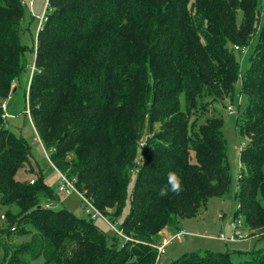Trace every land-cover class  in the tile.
Instances as JSON below:
<instances>
[{
	"label": "trees",
	"instance_id": "trees-1",
	"mask_svg": "<svg viewBox=\"0 0 264 264\" xmlns=\"http://www.w3.org/2000/svg\"><path fill=\"white\" fill-rule=\"evenodd\" d=\"M22 1L0 0V102L33 67L24 95L47 160L75 180L123 237L100 219L63 207L30 160L37 143L10 131L0 106V205L7 224L0 264H155L152 246L161 231L182 230L211 199L230 196L223 120L211 107L227 99L234 105L237 84L244 101L237 134L246 143L233 195L234 218L242 223L236 234L245 228L247 238L264 236L261 0H48L39 31ZM27 31L31 46L21 41ZM250 45L241 71L235 54ZM19 170L33 177L17 179ZM170 171L183 191L161 198ZM12 234L29 239L7 248L4 238ZM232 253L246 259L233 262ZM170 264H264V249L197 250Z\"/></svg>",
	"mask_w": 264,
	"mask_h": 264
},
{
	"label": "rangeland",
	"instance_id": "rangeland-1",
	"mask_svg": "<svg viewBox=\"0 0 264 264\" xmlns=\"http://www.w3.org/2000/svg\"><path fill=\"white\" fill-rule=\"evenodd\" d=\"M261 2L263 3V0H261ZM43 4H44V0L33 1L31 11L33 12L34 15L37 16L40 15ZM29 12L30 10L28 8L24 9V18L26 20H28L29 18L28 17L30 14ZM36 24H37L36 20H33L29 24L30 32L33 34H34V29L36 28ZM21 41L24 44L31 46L32 40L29 36L28 31L26 33H23V35L21 36ZM251 46L252 45L245 48L244 51H240L239 53L236 52L235 54L241 71L245 70L246 66L248 65L247 60L250 54ZM30 59L31 56L29 55V64L30 62L32 63L31 61L32 59L31 60ZM31 69L32 67L31 66L29 67L28 65L26 73L19 78L21 86L16 90L11 91L7 99H5L6 107H7L6 114H8L9 116L8 127L10 131L27 141H31L34 138H36L32 123L29 119V114L26 112V110L29 108H28L27 96L24 95V86L27 80L29 82ZM15 83L14 86L16 85ZM239 96H240V87L239 84H237L235 85V91L233 97V103L236 109L234 107V111L232 114H229L227 111H225L227 105L230 104V100L228 99L220 104L213 103V106L211 107V108H215V110H217L218 112L220 111V115L223 120L222 133H223V138L226 141V146H227L226 155L229 162L231 179H232L230 196L222 200L211 199L207 203L206 208L203 211H201L196 218L188 221L191 222L193 225L192 226L186 225L183 227L182 230L186 231L189 234L183 237L181 241L182 243H177L174 241L169 245H167L165 248V253L163 255V258L161 259L159 264H170L172 260L181 256L182 254L191 253L197 250L208 249L215 252H225V250L227 249L232 252L239 249L238 247H246L244 249H247V251H251L253 249L254 250L264 249V236L260 238L249 237L246 239H237L235 241H226V242L218 239L220 234H222V236H224L226 239H228V237L231 236L229 223L235 219L234 218L235 202L233 200V195L236 192L237 176L239 173V165H240L239 162L240 151L244 148L246 143L245 139L237 134V116H238L237 107L239 105V102L240 104L244 102L243 97H240L239 99ZM239 111H241V109ZM147 134L150 135L151 133L147 132ZM30 150H31V156H30L31 162H35L34 164L35 167H38L42 170V174L45 182L51 187V189H53L55 193L61 196L63 200L62 201L63 207H65L67 210L74 213V215L78 217L86 218L84 212L79 207L80 202L77 196L73 194L64 196L65 194L62 195L59 193L58 182L60 181V179H58L57 172L55 171V169L51 167L49 161L45 156V154L48 156V152L43 150L39 143L34 144ZM16 177L17 179H24V178L31 179L33 176L28 173L24 174L22 170H19ZM5 211H6L5 208H3L0 205V234L1 231L4 228H6L7 225L5 219L2 217V212ZM219 214L223 217L219 218L218 217ZM239 220L241 221V218H239ZM103 228L106 229L104 225ZM164 231L167 230L161 231L160 235ZM28 239L29 236L27 235L18 236L12 234L4 238L5 240L4 246H6L7 248L19 246L27 242ZM247 247H250V249ZM241 250L243 249H240V251ZM6 252L7 251H5L4 249L0 250V259L3 255L6 254ZM9 254H11V251H9ZM245 259H246L245 257H240L236 253L231 254V260L233 262H238ZM28 263L42 264V260L29 261Z\"/></svg>",
	"mask_w": 264,
	"mask_h": 264
},
{
	"label": "built area",
	"instance_id": "built-area-1",
	"mask_svg": "<svg viewBox=\"0 0 264 264\" xmlns=\"http://www.w3.org/2000/svg\"><path fill=\"white\" fill-rule=\"evenodd\" d=\"M34 0H24L22 1L23 5H28V7L31 9L32 4H33ZM264 4V0L263 3ZM47 5H48V0H44V4L42 6V11L40 13L39 16L34 15L33 12H31L32 15H34L37 20H38V25H37V31L41 30L43 27V23L46 20V14H47ZM235 50H239L238 47H234ZM245 49H240V51H244ZM33 70V67L31 69V72ZM1 109L3 110L4 114L3 117L4 118H8V114H6V102L3 101L1 103ZM226 111L229 114H232L234 111V105L233 104H228ZM26 112L29 114V109L26 110ZM30 119V117H29ZM31 121V119H30ZM35 136L36 138L33 139V144L34 143H39L42 146V143L36 133V131L34 130ZM144 141V140H143ZM143 141H141L139 143V146L142 147L144 145ZM43 147V146H42ZM44 150V148H43ZM46 158L48 159V156L45 154ZM49 160V159H48ZM58 174V177L60 179V181L58 182V191L60 194H65L64 196H68V195H75L77 196L79 202H80V208L81 210L84 212V214L90 219V220H97L100 219L104 224H106L108 226V228L117 233L119 236L123 237L121 234V231L118 230L116 228V225L114 223H111L108 218H106L105 216H103L96 208L95 206L91 203V201L86 198L82 193H80L76 186H75V180H69L64 174H61L60 172H58L57 170H55ZM136 172V169H135ZM33 180H30V184H33ZM46 207H48V204L45 205ZM219 218H221L222 216L219 214L218 215ZM231 230H232V235L231 237L228 239L229 241H235L237 239H246L247 235L246 234H236V232L242 227V223L239 219H234L233 221L230 222L229 224ZM189 233H187L186 231L180 230L177 232H170L169 234H165L162 235V237H160V241L156 244L153 245L152 247L156 250V260H155V264H159L161 259L163 258V255L165 253V248L167 245H169L172 242H177V243H181L183 237L185 235H187ZM219 240H227L224 236H222L221 234L218 237Z\"/></svg>",
	"mask_w": 264,
	"mask_h": 264
},
{
	"label": "clouds",
	"instance_id": "clouds-1",
	"mask_svg": "<svg viewBox=\"0 0 264 264\" xmlns=\"http://www.w3.org/2000/svg\"><path fill=\"white\" fill-rule=\"evenodd\" d=\"M183 191L182 180L180 176L174 172L170 171L167 175V187H161L159 189L158 195L163 198L173 193L176 196H179Z\"/></svg>",
	"mask_w": 264,
	"mask_h": 264
},
{
	"label": "crops",
	"instance_id": "crops-1",
	"mask_svg": "<svg viewBox=\"0 0 264 264\" xmlns=\"http://www.w3.org/2000/svg\"><path fill=\"white\" fill-rule=\"evenodd\" d=\"M16 85L14 86L13 85V88H15L14 90H16L17 88H19L20 86H21V84H20V82L19 81H17L16 83H15ZM13 90V91H14ZM6 109H7V107H6ZM33 146V145H32ZM41 146V145H40ZM41 148L43 149V147L41 146ZM51 165V164H50ZM51 167H52V165H51ZM53 168V167H52ZM54 169V168H53ZM63 201V200H62ZM54 206H56V205H54ZM188 221H190V220H187V221H185L184 223H183V227L184 226H186V225H189V226H192L193 224L191 223V222H188ZM241 232L242 233H244V234H248V230H246L245 228L243 229V230H241ZM170 232L167 230V231H164L162 234L163 235H165V234H169ZM162 234L160 235V237H162ZM182 243V242H181ZM220 247V246H219ZM218 247V248H219ZM239 249H237V250H239L240 251V249H243V250H241V252H248L247 251V249H244V248H246V247H238ZM247 248H249L250 249V247H247ZM254 248V247H253ZM227 250V249H226ZM225 250V251H226ZM236 250V251H237ZM244 250H246V251H244Z\"/></svg>",
	"mask_w": 264,
	"mask_h": 264
}]
</instances>
